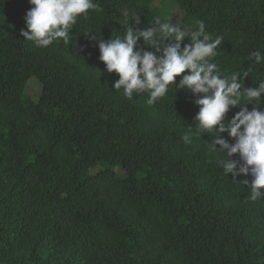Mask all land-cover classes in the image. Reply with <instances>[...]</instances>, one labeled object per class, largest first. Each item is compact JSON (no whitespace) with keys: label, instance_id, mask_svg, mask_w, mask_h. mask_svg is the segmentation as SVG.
Here are the masks:
<instances>
[{"label":"trees","instance_id":"16d2710c","mask_svg":"<svg viewBox=\"0 0 264 264\" xmlns=\"http://www.w3.org/2000/svg\"><path fill=\"white\" fill-rule=\"evenodd\" d=\"M96 2L68 45L41 48L21 35L29 0H0V264H264V198L250 199L241 181L251 176L224 174L214 133L197 131L196 97L170 85L151 105L147 93L127 98L89 40L176 9L173 23L223 37L222 73L248 71L244 87H256L264 63L249 57L264 55V0Z\"/></svg>","mask_w":264,"mask_h":264},{"label":"clouds","instance_id":"9594fccd","mask_svg":"<svg viewBox=\"0 0 264 264\" xmlns=\"http://www.w3.org/2000/svg\"><path fill=\"white\" fill-rule=\"evenodd\" d=\"M29 3L33 7L26 13V30L22 29L21 35L41 48L61 40L68 45L77 19L86 18L90 11H101L96 0H29ZM139 25L137 17L123 34L107 41L98 40L95 31L87 33H96L89 35V40L96 42L106 71L118 74L114 89L122 88L129 99L134 94L147 93L149 105L163 98L170 85L190 91L199 106L195 116L197 131L214 133L211 150L221 154L217 163L224 174H232L234 178L251 176L250 183L241 181L250 189V199L264 198V109L259 107L264 81L256 87H244L242 77H247L248 71L222 73L214 58L223 37L208 33L202 22L191 32L160 18L147 27ZM186 38L190 43L182 47ZM141 39L146 48L140 46ZM249 59L264 63L259 50L252 52ZM183 73L187 74L177 84L176 78ZM250 103L254 104L251 110L246 106ZM234 107L240 110L226 120V114ZM183 140L191 143L190 134H185ZM234 155L238 158L233 159Z\"/></svg>","mask_w":264,"mask_h":264},{"label":"rangeland","instance_id":"374dc122","mask_svg":"<svg viewBox=\"0 0 264 264\" xmlns=\"http://www.w3.org/2000/svg\"><path fill=\"white\" fill-rule=\"evenodd\" d=\"M162 1H165V2L163 3V5H164V4H169V0H155V4L158 6V5H160V4L162 3ZM180 16H181V15H180V12H179L178 10L174 9L173 12H172V16H171L170 20H171L172 22H174V21H176V20L178 21V20H180V19H179ZM184 29L189 31V28H185V27H184ZM39 89H40L39 84H38L36 81L31 80L30 82H28V84H27V86H26V93H27L31 98L35 99V98H36V95H37L38 92H39Z\"/></svg>","mask_w":264,"mask_h":264}]
</instances>
